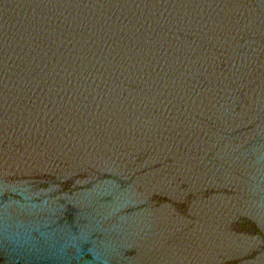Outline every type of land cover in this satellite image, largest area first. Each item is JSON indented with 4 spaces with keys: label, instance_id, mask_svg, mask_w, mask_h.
Returning a JSON list of instances; mask_svg holds the SVG:
<instances>
[{
    "label": "water",
    "instance_id": "water-1",
    "mask_svg": "<svg viewBox=\"0 0 264 264\" xmlns=\"http://www.w3.org/2000/svg\"><path fill=\"white\" fill-rule=\"evenodd\" d=\"M0 264H264V0H0Z\"/></svg>",
    "mask_w": 264,
    "mask_h": 264
}]
</instances>
